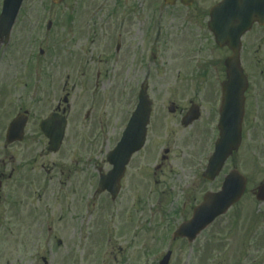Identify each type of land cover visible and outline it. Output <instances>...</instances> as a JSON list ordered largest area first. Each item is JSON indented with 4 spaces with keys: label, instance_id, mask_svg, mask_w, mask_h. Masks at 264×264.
<instances>
[{
    "label": "rangeland",
    "instance_id": "obj_1",
    "mask_svg": "<svg viewBox=\"0 0 264 264\" xmlns=\"http://www.w3.org/2000/svg\"><path fill=\"white\" fill-rule=\"evenodd\" d=\"M219 1L184 8L163 0H24L0 47V173L14 171L0 189V264H158L190 207L220 187L221 178L191 185L198 157L210 151L216 94L208 66L220 69L227 55L206 28ZM141 85L152 107L146 144L112 201L96 193L98 177L110 169L106 156ZM65 97L66 135L51 154L38 126L58 104L66 107ZM189 102L200 106L201 120L183 129L179 116ZM24 111V140L6 146L9 123ZM261 142L258 149L244 142L237 155L248 183L241 202L192 251L174 244L171 264H264V203L250 194L264 180ZM165 149L168 159L155 171Z\"/></svg>",
    "mask_w": 264,
    "mask_h": 264
},
{
    "label": "water",
    "instance_id": "obj_2",
    "mask_svg": "<svg viewBox=\"0 0 264 264\" xmlns=\"http://www.w3.org/2000/svg\"><path fill=\"white\" fill-rule=\"evenodd\" d=\"M23 0H4L0 15V38L4 43L8 41L9 33L15 21ZM59 4L62 0H52ZM180 1L184 6H190L193 0H164L166 5H173ZM254 22L264 23V0H223L210 11L208 29L214 35L218 46H227L232 56L225 61L227 82L223 85L224 107L221 117V134L217 144L216 155L207 169V177L212 180L218 174L223 162L240 143V126L243 114V92L245 81L239 66L240 39ZM50 25V24H49ZM149 102L144 89L138 98V105L130 118L122 135L120 143L108 155L107 160L113 166L107 176L101 177L98 190H107L114 197L119 189V181L124 173V167L131 155L141 149L145 138V129L148 123ZM198 118L196 107H192L183 119L184 126ZM26 117L21 115L9 126L6 142L11 144L21 141L26 124ZM66 122L58 115H50L40 124V129L50 140L49 151L56 152L62 142ZM244 180L237 174H230L224 184L222 192L216 195H207L204 204L195 212L193 220L188 226H182L178 235L187 237L199 233L216 216H219L234 204L241 196ZM259 200H264V186L259 189Z\"/></svg>",
    "mask_w": 264,
    "mask_h": 264
},
{
    "label": "flooded vegetation",
    "instance_id": "obj_3",
    "mask_svg": "<svg viewBox=\"0 0 264 264\" xmlns=\"http://www.w3.org/2000/svg\"><path fill=\"white\" fill-rule=\"evenodd\" d=\"M247 40V41H246ZM230 54V53H229ZM241 67L243 70V74L247 80V88L244 93V116L242 122V142H247L250 144L251 148H257L256 142L257 139L263 141L262 138L264 136V26L254 25L252 30L247 33L243 37L242 47H241V55H240ZM215 75L218 83L215 85V99L214 105L217 106L218 102V94H219V86L220 82L222 83L225 79V71L220 69H216L215 72L211 73ZM204 83L200 82L199 84ZM200 89V88H197ZM189 104H192L191 102ZM185 113H181L180 117H182ZM201 120V119H200ZM217 114L215 112V107L213 108V116H212V124L210 123V138L209 142H212V146L216 142L218 138V130L216 128L217 123ZM262 143V142H261ZM264 145V143H262ZM258 149V148H257ZM264 149V147H262ZM239 151L233 154L225 163L222 173H228L234 169L238 170L240 164L237 163V155ZM168 159L163 157V160L166 161ZM260 160V158H259ZM164 161L158 165H155V171H161ZM201 158L198 157L196 166L201 167ZM201 168L195 174V183L194 186L198 188L201 183H208L202 179ZM222 175V174H221ZM224 175V174H223ZM222 175V176H223ZM155 176V175H154ZM1 179H5L4 175H0ZM216 179L214 182H216ZM264 182V180H262ZM212 182V183H214ZM208 183V184H212ZM15 188L21 189L25 188V185H14ZM27 187H30L29 185ZM29 191V190H27ZM35 199V195H33V200ZM23 209L25 208V203L20 204ZM34 213V211H33ZM195 260H193L194 262Z\"/></svg>",
    "mask_w": 264,
    "mask_h": 264
}]
</instances>
